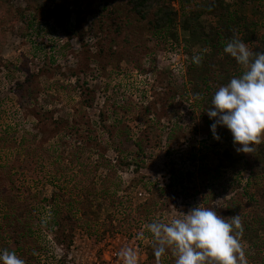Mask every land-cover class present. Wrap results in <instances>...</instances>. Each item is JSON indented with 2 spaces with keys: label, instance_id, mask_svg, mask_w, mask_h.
I'll return each instance as SVG.
<instances>
[{
  "label": "rangeland",
  "instance_id": "374dc122",
  "mask_svg": "<svg viewBox=\"0 0 264 264\" xmlns=\"http://www.w3.org/2000/svg\"><path fill=\"white\" fill-rule=\"evenodd\" d=\"M1 1L7 4L0 26V250L16 247L4 236L18 226L13 216L26 210L34 217L33 236L26 243L33 252L31 264H123L119 253L124 248L136 252V264H154V241L146 225L169 221L200 203L226 219L244 213L243 229V221L252 225L256 217L264 219V197L256 202L248 198L264 193V175H255L248 196L244 194L251 173L248 162L260 160L259 144L252 153H237L226 128H217L219 141L213 138L206 114L223 71L239 76L243 66L234 60L218 68L211 54L205 59L208 71L201 64L191 70L187 63L207 51L201 50L204 35L218 27L204 14L208 0H194L181 10L175 3L177 22L168 31L177 34L181 46L171 50L169 37L152 30L150 18H130L120 10L127 0ZM227 3L241 28L250 25L256 32L252 43H245L242 34L238 40L253 53L264 51V6ZM102 17L111 26L106 55L99 46ZM184 23L193 35L182 30ZM169 54L180 55L182 65ZM197 82L202 84L195 88ZM85 89L92 107L80 103ZM151 129L160 134L158 147L147 140ZM140 144L144 153H139ZM227 148L238 162L221 180L205 176L204 185L203 167L217 169L215 153ZM115 149L129 159L139 154L142 167L103 166L99 155L117 160ZM86 156L91 158L88 169L72 164ZM188 171L194 173L190 180ZM113 174L121 188L116 199H108L102 183ZM90 187L99 190L90 193ZM57 195L72 216L84 219L88 214L91 230H69L65 218L58 224ZM18 196L23 203L13 198ZM84 196L86 207L78 202ZM236 203L238 212L232 213ZM124 218H142V223L123 226ZM257 227L259 232L246 229L248 234L239 237L246 264H264V221Z\"/></svg>",
  "mask_w": 264,
  "mask_h": 264
},
{
  "label": "clouds",
  "instance_id": "9594fccd",
  "mask_svg": "<svg viewBox=\"0 0 264 264\" xmlns=\"http://www.w3.org/2000/svg\"><path fill=\"white\" fill-rule=\"evenodd\" d=\"M223 52L243 66V71L214 92L206 111L212 121L210 130L219 141L217 128H226L234 150L249 154L264 140V51L253 53L242 41L231 39ZM193 62L199 63V58L193 57ZM146 228L154 241L157 264L166 250L175 257V264H246L239 214L226 219L200 203L169 221L148 223ZM119 255L123 264H136L133 249L124 248ZM0 264H24V260L4 249Z\"/></svg>",
  "mask_w": 264,
  "mask_h": 264
},
{
  "label": "trees",
  "instance_id": "16d2710c",
  "mask_svg": "<svg viewBox=\"0 0 264 264\" xmlns=\"http://www.w3.org/2000/svg\"><path fill=\"white\" fill-rule=\"evenodd\" d=\"M84 1L88 2V0H84ZM193 1L194 0H127L124 3L123 8L122 9L119 8V9L123 13H126V15L130 18H133L135 16H139V18L141 19L150 18L149 22H150V26L152 27V30L156 31L159 34H161V32L164 31V33L166 34V37H169V39L166 40V45L167 46L170 45V50H171L173 49L172 46H176L177 48L181 46L179 43L178 37L176 36L177 34L175 35L174 33H169L168 31V30H171L177 22L176 18L178 15V9H176L174 5L175 3H178L179 10H181L185 8L186 4L192 3ZM235 1H237L238 3L242 5L248 2H252V3L258 2L259 5L264 6L263 0H235ZM227 2H229V0H208V4L206 5L204 14L207 15L211 19L212 25H216L218 27H213V28L210 27L209 28L210 34L204 35L205 41H204V45H202L201 50L205 51L207 49V51L197 56L199 58V63H194L193 59L187 61L188 66L189 64L191 66L190 67L191 70H194V67H196L199 64H201L199 66L201 70L204 67H206V64H207V62H205L206 55H210V54L212 55L211 58H213L214 64H219L218 68L225 61H226L225 64H231V62L234 61L235 59L223 52V48L225 44L231 39H238L237 38L238 34H242L243 41L245 43H252L253 40L255 39V36H256L255 29L250 25H246L244 26V28H241L240 23H238L240 19L236 20L235 12L229 13L230 5ZM6 4L7 3L3 1L0 2V26H1V21L6 16L5 14ZM106 5H108V3H106ZM27 9L30 10V5ZM27 9H23V13L27 12L28 11ZM27 14L31 16L32 11H29V13ZM261 19L264 22V16ZM110 20H114V18H111ZM106 21L108 20L102 17V19H100V25H99V28H101L102 35L104 38L103 41L99 43L101 55L103 54L106 55L109 53L108 51H110L109 48H108L109 50L107 51V42L110 39L107 35V32L111 28V26L108 27V23ZM215 21H218V23H216ZM219 21L221 22L220 25H218ZM117 26L119 27V25ZM0 29L2 28L0 27ZM182 30L184 32L189 33L190 35H193V33L190 32V26L188 25V23H184V25L182 26ZM206 71L208 70L206 69ZM223 72L225 73L224 75L222 74L224 78L221 79V82H218L221 85H225L232 77H234L233 74L228 75V73L231 72L230 69L226 68ZM193 75L194 77L198 75L197 69H195V73H193ZM208 79L209 77L206 75L203 81L207 83ZM201 84L202 83L197 82V84L193 83V86L197 88ZM79 87H82V86H79ZM207 88H210L209 85L207 86ZM83 92H84L83 99H81V102H80L81 105H83L84 107H92L93 103L90 101L89 96H87V92H89V90L85 89ZM85 97H88V98H85ZM202 99H204V97ZM100 117H101V122H105L106 116H104L103 113L100 115ZM109 134H110L109 137L112 139L114 135L113 132ZM147 140H149V142H152L154 147H158L161 142V137H160V134L156 133L154 130L151 129L148 131ZM139 146H140L139 153H144L145 151L144 147L141 144ZM258 148L260 152V160L257 163H252L251 160H250L251 162L250 161L248 162V166H249L251 173L249 177V182L247 183L248 184L247 188L244 191L245 196H248V186H250V182L252 178L255 175L260 176V178L261 176L264 175V142L260 143L258 145ZM114 151L117 153V160L106 158L105 157L106 155L104 153H101L99 155L100 159L102 160L101 163L103 166L106 167L109 165L108 163H111V164H114V166H116L117 168L122 169L125 167H129L131 163H133L134 165H136L137 168L142 167L143 160L140 159L139 154L137 157L135 156L133 159H129L128 155L123 150L115 149ZM215 154L217 155L219 166L215 170H212L208 166L203 167L200 178L202 179L204 185L206 184L207 177L217 178V179L220 178L221 180V176L224 177L226 174L228 175L227 170L231 169L238 162V159L234 157V154L228 148L224 150L223 152H220V153L216 152ZM90 160L91 158L88 156H86L85 158L80 157L74 160L72 164L75 163L79 165L80 168L82 169H84V167L88 169ZM87 173L88 171L84 173L85 176ZM114 174H113L112 180L110 181L107 180L105 182L103 181L104 183H102L103 190L106 191V194H107V196L105 197L108 199H116L118 197V190L119 188H121V184L118 182V180H116V178L114 177ZM193 175L194 173H192L191 171H188L185 177L186 179L190 180V178ZM176 181L177 179H174L173 184H175ZM222 184L227 186L226 182L225 183L223 182ZM98 190L99 189L95 187H90L89 189L88 188L86 189V191H89L90 193L91 192L97 193ZM180 190L181 192H184L187 190L186 187H184L183 183L180 187ZM259 192L254 193L253 195L249 194V197H248L249 200L256 202L258 201V199H260V197L263 198L264 193H259ZM13 198L15 199L16 202H20V201L22 202V199H23V198L20 199V196H18V198H15V197ZM87 198L88 196L86 197L84 196V198L78 201L80 206H83V207L87 206V203H88ZM53 200H57V206H59L58 207L59 211L57 210L55 212L56 215L60 217V220L58 221L59 225L62 224V219L65 218L68 221L69 230L74 229V227L76 226H83L91 230L92 224L88 217V214L85 215V217L87 218H84V219H81V215L78 216L77 214H73L72 216L73 212L64 210L65 208V204L63 202L64 198L61 195L55 196V199ZM62 202H63V206H61ZM91 204L92 203H90V206ZM114 206L115 204L113 205V207ZM231 210H232L231 211L232 213L238 212V204L236 203V205L232 206ZM243 214L244 213L240 215V218L243 216ZM13 217H15V220L18 226L17 228H10L9 232L6 234V236H4V240L5 241L11 240L13 244L16 246L14 249L8 248V250L15 252V254L19 253V255L22 256V258L24 259L25 264H31L33 260V256H32L33 252L28 251V244L26 243H27L28 238H32L33 236V233H32V226L34 223L33 214L31 211L26 210L20 215H14ZM263 221H264L263 218L260 219L257 217L255 218V220H253L252 225H250V223L248 224L246 221H243V223H246V225L244 226L245 229L242 228L243 225L241 223V228L238 231H240L242 234H248L247 231H249L252 228L254 232H259L260 229L257 227V224ZM141 223H142V218H138V219L124 218L122 220V225L127 226V227L138 226ZM70 238L71 237L69 236L67 239L69 240ZM151 261L154 264H157V259L153 255V252H151ZM159 264H175V257L172 255L170 250H166V254L160 258Z\"/></svg>",
  "mask_w": 264,
  "mask_h": 264
},
{
  "label": "built area",
  "instance_id": "2783aa9c",
  "mask_svg": "<svg viewBox=\"0 0 264 264\" xmlns=\"http://www.w3.org/2000/svg\"><path fill=\"white\" fill-rule=\"evenodd\" d=\"M168 57L173 58L176 62H178L177 65H180V64L182 65V58L180 57V55L169 54Z\"/></svg>",
  "mask_w": 264,
  "mask_h": 264
}]
</instances>
